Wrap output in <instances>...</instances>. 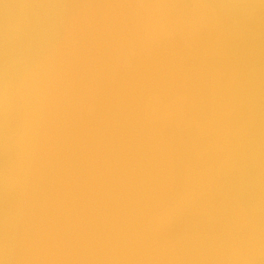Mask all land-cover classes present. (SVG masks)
Returning a JSON list of instances; mask_svg holds the SVG:
<instances>
[{
  "label": "water",
  "instance_id": "1",
  "mask_svg": "<svg viewBox=\"0 0 264 264\" xmlns=\"http://www.w3.org/2000/svg\"><path fill=\"white\" fill-rule=\"evenodd\" d=\"M3 3L13 13L0 96L14 107L0 128L12 190L1 195L0 264H264L249 234L253 203L264 213L260 164L242 182L247 144L228 119L264 81V55L256 70L218 73L221 0H176L169 15L157 0ZM165 33L183 60L150 41Z\"/></svg>",
  "mask_w": 264,
  "mask_h": 264
},
{
  "label": "bare ground",
  "instance_id": "2",
  "mask_svg": "<svg viewBox=\"0 0 264 264\" xmlns=\"http://www.w3.org/2000/svg\"><path fill=\"white\" fill-rule=\"evenodd\" d=\"M176 4V0H157L155 6L156 9L162 8L165 11V15H169V13L173 11V8L176 6ZM221 4L222 8H220L219 5L215 7L217 11L224 10L226 12L224 17L225 32L223 33L221 38V43H223V45L220 47L221 52H223L220 55L224 60L222 59V61L218 62V73L222 74V77H225L229 75L241 74V72L249 66H253L254 70H256L258 65L260 66L263 64L261 57H263L264 55V0H221ZM137 11H139V9ZM12 13V6L10 5L9 7H7V5L3 3V0H0V46L2 47V49H4L6 41L8 39V24L10 25L9 19L11 18ZM152 20L154 23V19ZM150 41L153 44H163L165 48L172 50L177 55L178 59L183 60V58L186 57V53L183 49V46L180 49V41L173 34L165 33V35L160 34L158 37H153L152 35L150 37ZM227 51L228 54H226ZM263 93L264 81L262 83H259L256 94L251 93L249 95L248 102H240L241 99H237L235 102V110L234 105H232V109L228 112V119H231L230 125L232 126V129H237V133L244 138V142L246 140L247 144V147L244 145V160L242 163H240L243 169L242 182H244L243 178L246 169L248 171L259 172L260 164V177H262L263 179L261 184L264 183V100H262ZM241 95L242 94H240L239 97H241ZM8 105L9 101L7 104L5 98L0 96V128L2 127V129L9 124V120L11 119V116L13 114V103H10L9 105L11 107V115H8V112L6 114L4 112H1V107L4 106V108H7ZM152 108L154 107L152 106ZM258 117L262 118L259 123L260 129H258L257 125L254 123L255 118ZM152 118L153 121H155L153 113ZM155 125L158 130L164 132L163 135L166 136L168 139L174 138L177 134L176 131L174 132L168 126H165L163 124L160 125L157 122H155ZM181 132L184 134L183 131ZM176 137L178 138V136ZM258 141L259 148L257 147ZM255 147L257 148L254 155ZM0 149L2 150V147H0ZM235 166L239 176L241 174V170L238 167V164H236ZM257 176H259V174H257ZM254 178L255 176L254 174H252L253 182L255 181ZM0 181H2V183H0L1 202V195L4 190L5 195L11 194L12 190L9 181L7 180L5 175H2L1 173ZM235 190V187L230 186L229 194L231 197H233L234 193H236ZM250 191L251 193H253L252 196L258 202L255 190L250 189ZM197 192L194 193V196ZM260 192L263 193L262 190ZM262 197V199L264 200V193ZM228 198L229 200H232L230 197ZM235 202L239 205V215L242 219L241 222H243L246 219L245 211H243L241 207L242 204L240 205V201ZM253 205L257 212L255 214V217L258 218V220H249V234L251 233L256 238H258L261 243L262 241L264 243V213H259L258 206L255 203H253ZM240 212L243 215H241ZM252 216L254 217L253 213ZM238 238V235L234 234L232 239L233 245H235L236 243L239 247H241V251H245L246 254L250 253L248 251V248L250 250H253L252 244L250 245L249 242H243ZM237 239L238 241H240L241 244L236 242Z\"/></svg>",
  "mask_w": 264,
  "mask_h": 264
}]
</instances>
